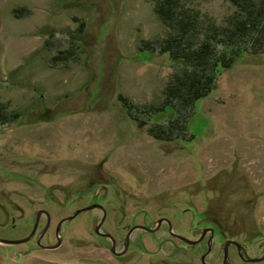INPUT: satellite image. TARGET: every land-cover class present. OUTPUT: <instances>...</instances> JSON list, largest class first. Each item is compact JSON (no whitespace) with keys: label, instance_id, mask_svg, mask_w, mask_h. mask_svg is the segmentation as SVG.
<instances>
[{"label":"rangeland","instance_id":"obj_1","mask_svg":"<svg viewBox=\"0 0 264 264\" xmlns=\"http://www.w3.org/2000/svg\"><path fill=\"white\" fill-rule=\"evenodd\" d=\"M176 1L0 0V103L21 113L0 125V237H27L46 210L41 240L57 244L59 223L97 202L118 251L131 237L115 255L112 236L95 229L105 213L96 206L45 248L43 212L30 240L0 242V264H205L211 232L196 247L180 237L202 226L220 233L210 264H223L226 239L264 254V51L222 69L186 109L180 137L150 131L170 123L155 110L177 69L164 52L180 31L168 18ZM182 1L178 16L195 30L235 10L230 0ZM231 251L230 264H264Z\"/></svg>","mask_w":264,"mask_h":264},{"label":"trees","instance_id":"obj_2","mask_svg":"<svg viewBox=\"0 0 264 264\" xmlns=\"http://www.w3.org/2000/svg\"><path fill=\"white\" fill-rule=\"evenodd\" d=\"M230 1L235 10L227 17L225 23L206 19V27L202 26L198 30L190 24L192 17L188 16L189 22H185L184 16H178L181 8H184L182 0L176 1L174 11L168 10L169 20L178 18L173 24H177L175 26L180 27V31L179 35H170L165 40L167 45L164 52H168L177 69L168 84L170 89H166V102L161 104L159 111L155 110L164 114L170 122L166 133L156 129L150 130L152 134L158 135V139L171 140L180 137L181 132H177L178 129L189 128L188 117L185 119L188 109L215 88L223 68L247 57V52L264 51V0ZM165 2L172 5V0ZM183 10L182 12L188 14V10ZM1 104L0 125L9 122L8 116L20 118L19 112L5 113V107ZM182 120L186 122L179 124Z\"/></svg>","mask_w":264,"mask_h":264},{"label":"water","instance_id":"obj_3","mask_svg":"<svg viewBox=\"0 0 264 264\" xmlns=\"http://www.w3.org/2000/svg\"><path fill=\"white\" fill-rule=\"evenodd\" d=\"M96 206H100V204H92V205H89V206H86V207H83V208H79V209H77V210L74 212L73 215H70V216H68L67 218L63 219V220L59 223L58 228H57V233H58V238H59V241H58L57 244H55V245H51V246H49V245H43V244H42V241H41V237H42V235H40V237L38 238V242H39L42 246H45V247H48V248H49V247H52V248H54V247H58V246L61 244V242H62V236L60 235V230H61V226H62L63 222H64L65 220H71V219H73L74 217H76L78 214H80L81 212H84V211L90 210V209H92V208H94V207H96ZM101 207H102V206H101ZM102 208H103V207H102ZM43 212H45V213L47 214V216H48L47 224H46V226L44 227V230H43V233H44V232L48 229V227H49V225H50V219H51V218H50V213H49L48 211H46V210H40V211L37 213V216H36V222H35V227H34V229H33V231L31 232L30 235H28L27 237H24V238H20V239H6V238H2V237H0V242H3V243H10V244H12V243L26 242V241L30 240V239L33 237V235L35 234V232H36V229H37L38 224H39L40 217H41V215H42ZM105 216H106V215H105V213H104V216H102L101 220L97 223V225H95V229H96V231H97L98 233H100V234H105V235L110 236V234L103 233V232L100 230V228L102 227V224H103V222H104V220H105ZM160 223H161V221L159 222V225H157L156 227H147V226H144V225H136L135 227H133V228L130 230V233L133 232V231H134L135 229H137V228H146L147 230H149V231L152 232V231H154V230H156V229L159 228ZM169 225H170L169 228L171 229V231H173V226H172V224H171L170 221H169ZM208 231L211 232L210 240H209V244H210V245H209V249H208V251H207V252L203 255V257H202L203 262H204L205 264H207V262H206V260H205V256H206V254H207L208 252L211 251L212 246H213V239H214L215 229H214V228H205L204 231H203V233H202V235H201V237H199V238L196 239V240H192V239H190V238H188V237H182V236H180L181 238H183L184 240H186V241H187L188 243H190V244H197V243H199V242L203 239L204 235H205ZM129 239H130V237H129V235H128L127 240H126V243H125L126 247H125V249H124L123 251L119 252V254L124 253V252L128 249ZM232 243H235V244H237V245L239 246V249H240L241 254H242L243 249H245L244 245H242L240 242H238V241H236V240H227V241L224 243V248H225L224 264H230L228 247H229V245L232 244ZM111 248H112V251H116V250H115V242H114V241H113V244H112V247H111ZM245 259H246L247 261L259 262V261L264 260V254H262L261 256H258V257H250V256H248V257H246Z\"/></svg>","mask_w":264,"mask_h":264},{"label":"flooded vegetation","instance_id":"obj_4","mask_svg":"<svg viewBox=\"0 0 264 264\" xmlns=\"http://www.w3.org/2000/svg\"><path fill=\"white\" fill-rule=\"evenodd\" d=\"M98 204H100V207H98V208H102L103 207V210H104V212H105V215L107 216V209H106V207L104 206V205H102L101 203H99V202H97ZM102 206V207H101ZM106 216H105V219H106ZM102 218V217H101ZM105 221V220H104ZM104 223V222H103ZM138 225H144V226H147V227H151V226H148V225H145V224H138ZM102 226H103V224H102ZM136 225H134V226H132L131 228H129V231L133 228V227H135ZM102 228V227H101ZM198 228V231H200V233L199 234H197V238L196 239H198L199 237H201V235H202V233H203V231H204V229L205 228H211V227H207V226H202V227H197ZM138 229H142V230H145V231H149V230H147L146 228H137V229H135L134 231H136V230H138ZM43 230H44V228H42V231H41V233H38V236H37V238H36V240H37V243L39 244V245H41L39 242H38V238L40 237V235H44V233L45 232H47V230L43 233ZM133 231V232H134ZM132 232V233H133ZM149 232H151V231H149ZM103 233H107V234H109L108 232H106V231H104ZM129 233V232H128ZM220 233H219V231H217L216 229H215V234H214V238L217 236V235H219ZM58 235V234H57ZM60 235H61V233H60ZM101 235H103V236H105V237H108V235H104V234H101ZM210 235V234H209ZM62 236V235H61ZM110 236H112V235H110ZM128 236V235H127ZM223 236L225 237V234L223 233ZM206 237H207V234H205L204 235V237H203V239L200 241V243H198V244H190V243H188L186 240H184L183 238H181L183 241H185L186 242V244H187V246H190V247H196L197 245H201V244H203L204 243V240L206 239ZM210 237V236H209ZM112 238H113V241L115 242V250L116 251H113V253L115 254V255H117V256H119L120 254H119V252H121V251H123V250H121V251H118L117 250V240H116V238L114 237V236H112ZM131 238V237H130ZM196 239H192V240H196ZM209 240H210V238H209ZM226 240H228V239H226ZM42 241V240H41ZM131 241V240H130ZM43 244V243H42ZM113 244V243H112ZM43 245H46V244H43ZM53 245H55V244H53ZM49 246H51V245H49ZM43 247H45V246H43ZM245 247V249H243V251H242V254H241V252H240V249H239V246L237 245V244H235V243H232V244H230L229 245V247H228V251H229V259L231 258V254L233 253L231 250L232 249H234V251H238V254H239V256L244 260V261H246V262H252V261H247L245 258L246 257H248V256H250L249 255V253H248V248L246 247V246H244ZM45 248H48V247H45ZM214 248H215V244H213V246H212V249H211V251L210 252H208V254H206V256H205V260L208 262L209 261V255L213 252V250H214ZM237 248V249H236ZM208 249H209V245H208V248H207V250H205V252H207L208 251ZM127 251V250H126ZM223 251H224V258H225V248H224V246H223ZM205 252H203V255H204V253ZM203 255H202V257H203ZM261 256V255H260ZM258 257V256H257ZM230 263H231V260H230ZM208 264H210L209 262H208ZM223 264H224V259H223Z\"/></svg>","mask_w":264,"mask_h":264}]
</instances>
